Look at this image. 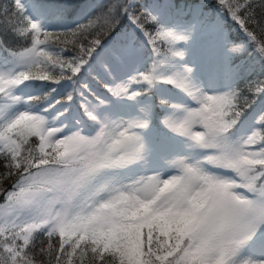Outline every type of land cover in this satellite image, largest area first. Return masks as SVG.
Returning a JSON list of instances; mask_svg holds the SVG:
<instances>
[{"label": "snow or ice", "instance_id": "1", "mask_svg": "<svg viewBox=\"0 0 264 264\" xmlns=\"http://www.w3.org/2000/svg\"><path fill=\"white\" fill-rule=\"evenodd\" d=\"M0 264H264V0H0Z\"/></svg>", "mask_w": 264, "mask_h": 264}, {"label": "trees", "instance_id": "2", "mask_svg": "<svg viewBox=\"0 0 264 264\" xmlns=\"http://www.w3.org/2000/svg\"><path fill=\"white\" fill-rule=\"evenodd\" d=\"M35 3L39 5H54L59 2V0H34ZM106 2V0H104ZM211 3H215V0H209ZM235 31V30H234ZM191 46L194 49V55H200L201 58H204L206 60L207 54L204 52L207 50L208 43L207 40L204 38H197Z\"/></svg>", "mask_w": 264, "mask_h": 264}, {"label": "rangeland", "instance_id": "3", "mask_svg": "<svg viewBox=\"0 0 264 264\" xmlns=\"http://www.w3.org/2000/svg\"><path fill=\"white\" fill-rule=\"evenodd\" d=\"M207 54V58H206V62L209 64V68L207 69L208 74L211 73L212 71H214V61L211 58V56L209 55V50L207 47V50L204 51Z\"/></svg>", "mask_w": 264, "mask_h": 264}]
</instances>
